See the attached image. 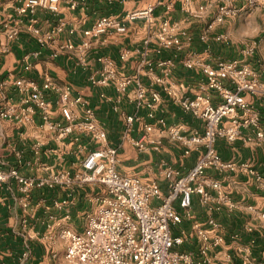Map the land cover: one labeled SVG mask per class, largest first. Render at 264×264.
<instances>
[{
    "label": "crops",
    "instance_id": "obj_1",
    "mask_svg": "<svg viewBox=\"0 0 264 264\" xmlns=\"http://www.w3.org/2000/svg\"><path fill=\"white\" fill-rule=\"evenodd\" d=\"M184 1L59 0V13L51 14L41 9L30 13L25 0H0V110L8 108L12 114L9 118L0 117V170L5 173L17 170L20 175L34 179L45 178L57 171L71 175L83 171L81 160L92 151L89 136L75 131L64 140H58L43 125L40 111L27 100V91L19 89L29 80L42 88L49 78L55 88L68 86L72 98L87 100L97 122L106 132L107 144L117 150L118 172L137 175L143 180H155L165 194L167 182L162 176L161 163L166 162L184 175L199 155L198 151L192 150L183 156L182 149L170 140L167 128L177 127L183 135L190 136L193 132L202 133L204 127L202 120L175 104L166 95L164 87L169 86L187 97L209 93L213 105L220 98L213 90L202 91L204 78L201 72L197 68L183 67L178 60L170 74L164 76L157 63L172 54L170 51L156 54L152 46H143L142 41L147 34L143 19L126 23L128 36L110 34L100 46L86 32L98 17L123 16L151 4L155 6L153 15L157 19L182 22L184 30L192 35L189 51L196 59L212 65L219 59L246 62L264 83V0H259L254 7L246 6L241 0L236 1L233 5L238 9L237 14L226 18L210 33L208 54L198 37L221 3L219 0H190L186 5L189 10L196 11L199 6L206 8L200 18H193L182 10ZM31 22L45 36L47 44L44 47L24 30ZM253 22L259 26L254 36L248 35L246 29ZM59 23L62 30L51 34ZM14 26H21L22 30L16 39L9 40L8 31ZM218 35L223 38L217 39ZM254 41L257 48L253 56H245L243 48ZM83 42L88 44V48L81 51L79 47ZM66 45L68 48L63 47ZM125 51L127 59L120 60V54ZM54 52L55 57L52 56ZM103 56L115 63L118 74L137 79L159 94L154 118L148 117L150 109L137 107L133 83L123 94H118L111 85L99 86L89 80L90 75L100 68L99 59ZM25 66L29 69L26 70ZM262 89L264 91V85ZM43 93L51 102V120L64 124L56 90L51 88L43 90ZM244 97L264 118V92L255 96L245 94ZM27 107L33 108L29 120L24 119ZM71 110L75 120L80 121L83 117L80 106H71ZM128 115L136 117L129 128L125 123ZM158 118L164 119L165 128L156 124ZM144 124L152 125L150 132H145ZM242 134L253 137L250 129H242ZM137 140L144 142L145 150L140 151L134 146L133 142ZM214 148L220 159L232 162L236 168L220 174L211 170L206 173L222 183L238 208L230 214L215 215L222 226L225 242L209 252L210 264H243L244 252L251 239L254 240L250 248L251 264H264V226L257 219V212L264 209V143L254 145L241 139L228 143L218 138ZM243 164H247L254 173L241 169ZM43 189L50 194H41ZM100 197L99 188L76 184L34 188L26 200L17 180L0 181V264H66L63 258L65 243L59 237L60 230L82 231L85 221L80 223L77 218L82 215L86 220L96 210ZM193 199L196 218L203 221L205 216L195 203V197ZM152 204L157 202L152 201ZM246 224L253 226V232L243 231ZM181 229L188 233L189 223L183 222L172 231L178 234ZM234 233L240 234L238 241L232 239ZM26 245L28 256L21 262ZM178 249L195 253L196 238H189ZM226 254L230 255L231 262L225 261Z\"/></svg>",
    "mask_w": 264,
    "mask_h": 264
},
{
    "label": "built area",
    "instance_id": "obj_2",
    "mask_svg": "<svg viewBox=\"0 0 264 264\" xmlns=\"http://www.w3.org/2000/svg\"><path fill=\"white\" fill-rule=\"evenodd\" d=\"M189 1H184L182 10L190 17L200 18L206 9L205 6L191 11L189 6H186ZM219 1L221 4L198 37L207 54L210 33L226 18L235 16L238 12L233 4L239 0ZM241 1L249 7H254L259 2ZM25 3L30 13L41 9L58 14L60 9L59 0H25ZM154 7L150 4L143 10L128 12L123 16L98 17L86 34L100 46L110 34L125 35L127 22L143 19L147 26L143 46H152L156 54L163 51H170L172 54L170 58L157 63L164 76L170 74L175 61L178 60L183 67L197 68L201 72L204 78L202 91L213 90L220 98V101L213 105L209 93L187 97L169 86L164 87L166 95L184 112L202 120L204 127L202 133L193 132L190 136L183 135L177 127L167 128L170 140L182 149L183 156L189 155L192 150L198 151L199 155L193 167L184 175L166 162L161 163L162 176L167 182L165 194L155 180H143L136 175L118 172L117 150L107 144L106 132L97 122L87 100L81 97L72 98L68 86L55 88L49 78L42 88L32 80L19 86V89L27 91V100L40 111L43 125L47 126L58 140H64L77 131L89 136L91 142L96 144V148L87 152L81 160L83 171L73 175L57 171L45 178L34 179L20 175L17 170L8 173L0 170V181L9 178L17 180L19 190L26 200L31 191L38 187H71L82 184L100 185L106 190V194L99 198L96 210L86 217L82 231L70 228L60 230L59 237L65 243L63 258L66 264H210L209 252L225 242L222 226L215 215L230 214L238 208V204L226 193L222 183L206 173L211 170L220 174L236 168L232 162L218 157L214 148L215 141L221 138L228 143L238 139L254 145L264 143V118L260 117L258 110L244 97L245 94L255 96L264 92V83L260 81L259 74L246 62L219 59L212 65L210 62L196 59L189 51L192 35L184 30L182 22L171 23L165 18L157 19L153 15ZM21 30V26L10 28L8 39H16ZM24 30H27L41 47L47 44L45 36L32 22ZM61 30L62 25L59 23L51 34ZM216 38L222 39L223 36L218 35ZM63 47L68 48L67 45ZM86 48L88 44L81 43L79 49L83 51ZM256 48L257 42L254 41L243 48L242 52L245 56L252 57ZM52 56L55 57L56 53ZM127 57V51L120 54V60L125 61ZM99 61L100 68L90 75L89 80L99 86L111 85L118 94H123L133 83V97L137 107L150 109L148 117L154 118L153 111L160 101L159 94L149 90L137 79L118 74L115 63L109 57L103 56ZM25 69L29 67L25 66ZM51 88L58 93L57 104L64 124L50 118L51 102L45 98L43 90ZM74 105H79L82 110L83 117L80 121H76L72 113L71 106ZM24 111V119L29 120L33 108L27 107ZM11 115L8 108L0 110V117L9 118ZM135 119V116H126V126L129 128ZM156 124L162 128L166 125L162 118L156 119ZM143 127L145 132L152 129L151 124H144ZM242 129H250L253 137L244 136ZM133 144L140 151L146 149L143 141L137 140ZM240 168L254 173L249 170L247 164L241 165ZM256 176L259 178L257 174ZM194 197L195 203L205 216L203 221L197 220L194 213ZM152 201L157 204L153 205ZM247 208L252 209L250 206ZM257 219L264 226V209L257 212ZM183 222L189 223V232L181 229L178 234H174L173 227H179ZM253 230L252 225L246 224L243 227L246 233ZM193 237L197 241L195 253L178 249ZM232 239L238 241L240 234L234 233ZM253 243L254 240L251 239L246 246L243 264H251L250 248ZM25 248L21 262L28 256V246ZM225 261L231 262L229 254L225 255Z\"/></svg>",
    "mask_w": 264,
    "mask_h": 264
},
{
    "label": "rangeland",
    "instance_id": "obj_3",
    "mask_svg": "<svg viewBox=\"0 0 264 264\" xmlns=\"http://www.w3.org/2000/svg\"><path fill=\"white\" fill-rule=\"evenodd\" d=\"M251 25L252 26H249V27H246V29H247V33H248V35H252V36H254L255 34H256V32H257V30L259 29V26H258V24L257 23H255V22H253V23H251ZM124 37L125 36H128V32L125 34V35H123ZM130 174H132V172L130 173ZM137 176V175H136ZM139 177V176H138ZM141 178V177H140ZM89 213H91V212H89ZM77 220H79V222L81 223H83L84 221H85V218L81 215V216H79V218H77Z\"/></svg>",
    "mask_w": 264,
    "mask_h": 264
},
{
    "label": "trees",
    "instance_id": "obj_4",
    "mask_svg": "<svg viewBox=\"0 0 264 264\" xmlns=\"http://www.w3.org/2000/svg\"><path fill=\"white\" fill-rule=\"evenodd\" d=\"M88 139H89V144L91 146L90 149L94 150L96 148V144H94L93 142H91L90 138H88ZM94 187L99 188L101 196H104L106 194V190L102 186L96 185ZM40 193L43 194V195H47V196L50 194L49 192H48V194H46L47 193V189L41 190Z\"/></svg>",
    "mask_w": 264,
    "mask_h": 264
}]
</instances>
